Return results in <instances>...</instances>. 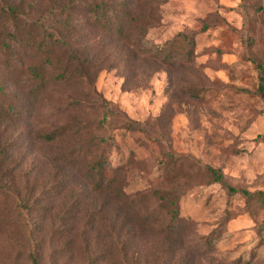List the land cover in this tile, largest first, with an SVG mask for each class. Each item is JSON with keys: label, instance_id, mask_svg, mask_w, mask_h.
Masks as SVG:
<instances>
[{"label": "rangeland", "instance_id": "374dc122", "mask_svg": "<svg viewBox=\"0 0 264 264\" xmlns=\"http://www.w3.org/2000/svg\"><path fill=\"white\" fill-rule=\"evenodd\" d=\"M263 3L143 4L153 21L146 45H163L180 33L194 32L192 61L178 69L175 63L153 59L132 65L117 59V65L96 76V92L159 142L124 129L113 131L110 159L114 166H125V191L132 196L178 185V235L165 236L160 221L144 218L145 227L139 220L128 222L115 201L95 194L72 170L51 162L47 153L53 147L38 143L35 135L43 126L74 117L55 114L62 103L30 114L22 111L18 121L8 111V117L0 118V144L12 146L11 159L0 168V264H28V231L35 218H41V233L33 238L42 241L43 264H84L93 257L104 264H264L257 235L264 209L251 217L243 197L208 184L200 167L220 170L234 187L264 189V102L255 91L258 63L264 82V13L254 10ZM122 58L127 59L126 53ZM5 86L2 105L7 109L21 94L16 100L15 87ZM24 90L20 85L15 92ZM90 116L94 121L104 118L99 112ZM165 152L181 157L179 173L189 177L158 179L164 164L159 168L157 163ZM61 178L67 181L57 186ZM48 189H55L54 194ZM28 205L25 214L21 208ZM216 229L220 238L208 245L207 236Z\"/></svg>", "mask_w": 264, "mask_h": 264}, {"label": "trees", "instance_id": "16d2710c", "mask_svg": "<svg viewBox=\"0 0 264 264\" xmlns=\"http://www.w3.org/2000/svg\"><path fill=\"white\" fill-rule=\"evenodd\" d=\"M153 1L0 0V118L8 117L10 111L18 121L22 111L30 114L34 109L41 111L44 107L55 108L62 103L61 107L55 108V114L63 116L70 112L74 117L43 126L35 135L38 143L53 147L47 153L51 162L72 170L78 176L76 178L95 194L115 201L128 222L138 223L139 220L145 227L148 223L144 218L160 221L163 225L160 230L165 236L172 237L179 234L181 188L178 185L159 187L149 193L137 192L129 196L121 179L125 166H114L110 159V151L115 146V129L139 133L153 143H157V139L104 100L94 88L98 72L117 65V59L126 65H132L135 60L141 64L142 58L153 59L168 66L175 63L178 69L192 61L196 47L194 32L180 33L173 41L159 46H147L144 42L153 21L149 17L152 13L143 12L141 6ZM254 10L264 13V3ZM125 53L126 60L122 58ZM256 68L259 81L255 91L264 102L263 73L259 63ZM6 83L15 87L16 100L21 94V100L14 106L8 105L7 109L2 105ZM20 85H24L25 90L15 92ZM98 112L104 118L94 121L92 116L89 117ZM11 157L12 146L1 143L0 168ZM161 158L163 160L159 159L157 165L161 168L164 164V167L158 179L177 182L189 177L179 173L181 157L165 152ZM200 167H203L208 184H219L229 194L243 197L246 212L251 217H256L257 209H264V189L248 191L234 187L220 170L208 164ZM60 180L57 186L67 181ZM48 190L54 194L55 189ZM29 210V205L21 208L25 214ZM40 219L35 218L33 226H29L28 264H43L45 260L42 241L33 238L41 233ZM257 235L260 238L258 245L264 248V221L257 225ZM219 238V229L213 230L207 236V244L212 245ZM104 263L94 257L84 262Z\"/></svg>", "mask_w": 264, "mask_h": 264}]
</instances>
